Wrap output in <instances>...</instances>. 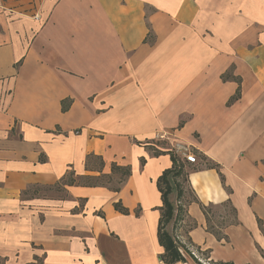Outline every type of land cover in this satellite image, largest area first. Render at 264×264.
Listing matches in <instances>:
<instances>
[{
    "label": "crops",
    "instance_id": "1",
    "mask_svg": "<svg viewBox=\"0 0 264 264\" xmlns=\"http://www.w3.org/2000/svg\"><path fill=\"white\" fill-rule=\"evenodd\" d=\"M175 141L177 264H264V0H0V264H163Z\"/></svg>",
    "mask_w": 264,
    "mask_h": 264
},
{
    "label": "trees",
    "instance_id": "2",
    "mask_svg": "<svg viewBox=\"0 0 264 264\" xmlns=\"http://www.w3.org/2000/svg\"><path fill=\"white\" fill-rule=\"evenodd\" d=\"M229 78V77H227ZM239 94V93H238ZM238 98V95L235 99ZM234 100V99H232ZM197 155V153H196ZM171 158L173 161V167L163 172V174L157 180L158 189L162 195V207H161V218L158 226V240L161 247L164 248V253L161 255L160 259L163 264H177V263H186L187 262V254L190 257H194L192 252H189L185 247L181 246L177 239L167 230V226L172 222H179L183 220L184 216H186V212L184 207L176 206L174 202H172L171 196L176 192L178 199L182 198L185 195V190L181 183L178 181L179 178L183 177L185 183L188 182L189 168L185 160L176 156L171 152ZM198 158V155H197ZM89 159L97 160V157H91ZM101 164L103 165L102 160L100 159ZM193 165V164H190ZM210 168H217L216 165L210 164ZM112 173L118 176L117 184L122 185L127 178L131 175V168L128 167H120L117 165H113ZM112 176H102L99 178L96 177H81L79 183L87 186H100V185H108L112 182ZM76 180L73 178V174L67 180L63 181V184H74ZM116 189V188H115ZM119 188L117 187V191ZM192 195V192L190 191ZM195 199V198H194ZM223 206L231 207L232 214L235 215L236 211L231 206L230 202L223 204ZM115 208L117 211L123 214H129V210L125 208L121 203H116ZM216 207L202 206V209L207 215V219L209 222V230L212 231L210 227V217L208 216L209 212ZM183 214V215H182ZM213 233L217 235L219 239H225L226 237L213 229Z\"/></svg>",
    "mask_w": 264,
    "mask_h": 264
},
{
    "label": "built area",
    "instance_id": "3",
    "mask_svg": "<svg viewBox=\"0 0 264 264\" xmlns=\"http://www.w3.org/2000/svg\"><path fill=\"white\" fill-rule=\"evenodd\" d=\"M171 139L170 134L164 132L155 135L154 141L157 143L166 142ZM171 151L181 159L185 160L189 164H197L198 158L196 155V150L192 148L189 144L175 141L171 147ZM193 256L198 258L196 252H193Z\"/></svg>",
    "mask_w": 264,
    "mask_h": 264
},
{
    "label": "rangeland",
    "instance_id": "4",
    "mask_svg": "<svg viewBox=\"0 0 264 264\" xmlns=\"http://www.w3.org/2000/svg\"><path fill=\"white\" fill-rule=\"evenodd\" d=\"M226 77H231V75L228 74ZM178 181L181 183V185L183 186L185 192L188 194L189 189L187 188V183H185L183 177L179 178ZM113 186H114V185H113ZM175 193H176V192H175ZM175 193H174V194H175ZM189 194H190V193H189ZM188 198H189V197H188ZM223 210H224V212L232 213L231 207H229V206H223V207H221V208L215 209V211H213L212 213L219 215L220 213L223 212ZM182 215H183V214H182ZM217 217H218V216L214 217V220H215L216 223H218V221H219V220L217 219ZM184 219H185V216H184L183 220H184ZM222 224H223V223H222ZM222 224H219V227H220ZM177 225H178L177 222L172 221V222L167 226V230H168V231H169V232H170V233H171L176 239H177V236H176V233H175V229H176V227H178ZM215 231L218 232L219 230H215ZM198 256H199V255H198ZM194 258H195V259H198L199 257L197 258V257L194 256Z\"/></svg>",
    "mask_w": 264,
    "mask_h": 264
}]
</instances>
